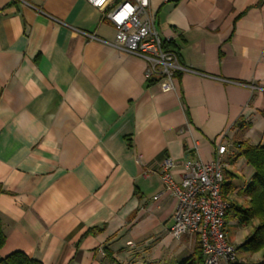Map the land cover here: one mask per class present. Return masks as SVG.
Segmentation results:
<instances>
[{
	"label": "crops",
	"instance_id": "crops-1",
	"mask_svg": "<svg viewBox=\"0 0 264 264\" xmlns=\"http://www.w3.org/2000/svg\"><path fill=\"white\" fill-rule=\"evenodd\" d=\"M150 8L165 46L192 71L176 76L175 90L148 84L146 63L110 44L116 27L88 0H0L2 257L184 262L199 238L170 235L176 201L162 194L161 167L172 158L180 182L185 158L210 162L221 144L223 196L248 205L253 169L235 144H264V0ZM226 223L237 247L257 225Z\"/></svg>",
	"mask_w": 264,
	"mask_h": 264
},
{
	"label": "built area",
	"instance_id": "built-area-1",
	"mask_svg": "<svg viewBox=\"0 0 264 264\" xmlns=\"http://www.w3.org/2000/svg\"><path fill=\"white\" fill-rule=\"evenodd\" d=\"M116 27L113 47L135 56L146 63L147 81L155 79V85L163 92L176 89L175 79L180 73L192 72L182 65L175 52L165 48V41L156 28L150 0H88ZM91 40L106 41L97 36L79 31ZM225 145H219L217 156L210 162L185 158L182 179L173 176L176 163L166 158L161 167L162 194L176 201L170 235L179 239L184 234L199 236L203 250V264H233L238 262L237 247L228 241L226 214L230 202L222 193L225 170L228 164L223 156ZM161 195L156 196L158 200Z\"/></svg>",
	"mask_w": 264,
	"mask_h": 264
},
{
	"label": "trees",
	"instance_id": "trees-1",
	"mask_svg": "<svg viewBox=\"0 0 264 264\" xmlns=\"http://www.w3.org/2000/svg\"><path fill=\"white\" fill-rule=\"evenodd\" d=\"M165 48H171L170 50L176 52L175 47L172 46L171 43H168ZM147 82L149 85H152L156 80L151 79ZM235 145L239 150L238 157L245 159L246 163L253 169V175L248 185L242 191L248 198V205L245 207L230 203L231 205L227 211L226 219L234 217L238 220V223L243 226H248L254 221H257L253 233L244 243L237 247V251L249 253L251 255L261 253L262 257L258 262L238 261L233 264H264V144L252 145L247 141H241L237 142ZM229 185L231 184H228V186ZM3 193L4 189L0 184V196ZM101 230L100 228H95L91 229L89 232L94 234ZM6 240L7 237L0 219V264H43L41 261L31 258L23 252H14L2 257L1 250L5 246ZM203 260L202 246L198 241L194 253L187 260L179 264H203ZM115 264L121 263L115 261Z\"/></svg>",
	"mask_w": 264,
	"mask_h": 264
},
{
	"label": "rangeland",
	"instance_id": "rangeland-1",
	"mask_svg": "<svg viewBox=\"0 0 264 264\" xmlns=\"http://www.w3.org/2000/svg\"><path fill=\"white\" fill-rule=\"evenodd\" d=\"M237 247V246H236ZM239 255V254H238ZM262 255V254H261ZM259 257V255H256L254 258H252L251 260L250 259H246L245 261L246 262H255L256 261V258H258ZM239 259V258H238ZM245 261H243V262H245ZM259 261V260H258Z\"/></svg>",
	"mask_w": 264,
	"mask_h": 264
}]
</instances>
